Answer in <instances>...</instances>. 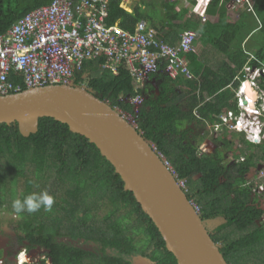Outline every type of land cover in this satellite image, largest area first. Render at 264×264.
Returning <instances> with one entry per match:
<instances>
[{
  "label": "trees",
  "instance_id": "trees-1",
  "mask_svg": "<svg viewBox=\"0 0 264 264\" xmlns=\"http://www.w3.org/2000/svg\"><path fill=\"white\" fill-rule=\"evenodd\" d=\"M52 1L0 0V34ZM250 1L251 10L234 5L240 9L233 21L227 16L229 0H201L202 8L192 12L197 0L188 5L182 0H136L130 12L122 0H107V24L132 31L144 19L169 44L184 31L195 33L193 49L180 54L192 78H171L160 64L139 90L144 100L136 123L184 181L186 195L199 208L206 227L207 221L221 220L208 231L227 264H264V209L255 191L264 184L258 170L264 163V139L253 143L225 126L212 137L207 129L220 122L221 113L237 110L236 89L244 65H264V0ZM206 14L215 15L216 21L202 20ZM205 46L223 59L205 64L199 56ZM102 62L84 61L74 71V84L132 113V105L123 100L134 92L132 77L123 65L113 74L101 68ZM10 79L22 85L19 77ZM260 86L264 90V75ZM207 136L215 145L203 151L199 145ZM236 136L239 145L234 144ZM42 190L55 197L51 212L41 209L17 216L12 211L18 195ZM1 236L8 239L6 250L0 249L1 264H14L8 257L34 247L46 249L41 264H135L137 257L149 264H177L114 167L93 143L52 117H40L36 131L27 136L20 133L17 121L0 123Z\"/></svg>",
  "mask_w": 264,
  "mask_h": 264
},
{
  "label": "built area",
  "instance_id": "built-area-1",
  "mask_svg": "<svg viewBox=\"0 0 264 264\" xmlns=\"http://www.w3.org/2000/svg\"><path fill=\"white\" fill-rule=\"evenodd\" d=\"M189 1L184 0V3ZM231 2L252 9L250 0ZM191 8L196 11L195 7ZM107 16V0H78L76 3L53 0L19 18L0 34V96L48 84L74 85V71L80 69L84 61L102 58V69L116 74L123 65L133 79V94L123 98L132 105L133 112L113 108L137 129V112L144 100L139 90L150 81V75L160 64L171 78H192L186 59L180 54L193 49L195 33L184 31L174 44H169L145 20L137 21L129 31L117 23L107 24ZM241 73L236 91L237 110L221 113L219 123L207 126L215 130L225 126L243 133L250 142L260 143L264 139V90L258 77L264 74V65L246 64ZM11 75L19 77L22 85L15 84ZM246 82L255 92L254 99L245 91ZM165 162L171 167L166 159ZM260 177L264 178V163ZM179 183L186 191L184 181L179 180ZM255 191L257 194L264 191V184H259ZM194 207L199 211L195 204ZM0 248L6 249V239L0 238ZM26 253L22 249L15 258H8L22 264L20 257ZM142 259L135 258V264L145 263ZM1 261L0 257V264Z\"/></svg>",
  "mask_w": 264,
  "mask_h": 264
},
{
  "label": "water",
  "instance_id": "water-1",
  "mask_svg": "<svg viewBox=\"0 0 264 264\" xmlns=\"http://www.w3.org/2000/svg\"><path fill=\"white\" fill-rule=\"evenodd\" d=\"M40 117L67 124L96 146L157 227L177 264H227L164 156L106 101L75 84L0 96V123L17 121L22 135L36 131ZM142 262L149 264L145 258Z\"/></svg>",
  "mask_w": 264,
  "mask_h": 264
},
{
  "label": "clouds",
  "instance_id": "clouds-1",
  "mask_svg": "<svg viewBox=\"0 0 264 264\" xmlns=\"http://www.w3.org/2000/svg\"><path fill=\"white\" fill-rule=\"evenodd\" d=\"M232 0H229V2L232 4L231 2ZM190 2V1H189ZM188 5V4H186ZM233 5V4H232ZM195 5H193L192 7H194ZM144 20V19H142ZM146 21V20H145ZM178 39V38H177ZM246 64H250L249 62H247ZM245 64V65H246ZM244 65V66H245ZM258 66H263V65H258ZM244 68V67H243ZM243 71V69H242ZM264 75V74H263ZM262 75H260L258 77L259 79V84H260V77ZM241 79L242 77H240V83H241ZM240 83H239V86H240ZM238 86V87H239ZM250 87V86H249ZM238 89V88H237ZM236 89V91H237ZM250 90L254 91L251 87H250ZM236 100V99H235ZM262 168V167H261ZM261 200V203L264 201V197L260 198ZM55 203V197L53 195H51L47 190H42V191H33V192H29L27 194H20L18 195L11 203V209L12 211L17 215V216H20L21 214L23 213H27V214H34V213H37L39 211H41V209H43L44 211L46 212H51L52 211V206L53 204ZM263 208V207H262ZM264 209V208H263ZM0 238H4L6 239L5 237H0ZM6 248H7V244H6ZM35 248V247H34ZM34 248H32L31 250H26L25 248H21L20 251L22 249H25L27 251L26 254H29L30 252L32 251H35ZM39 250L41 251H46L45 248H41V247H37ZM0 249H3V248H0ZM45 249V250H43ZM6 250V249H4ZM19 251V252H20ZM16 253V255L14 256H10V257H16L18 255V253ZM33 257V255H32ZM3 259V257H1ZM9 259V258H8ZM10 260V259H9ZM49 261V259H46ZM10 261H13V260H10ZM14 262V261H13ZM28 261H24L22 262V264H27ZM14 264H16V262H14Z\"/></svg>",
  "mask_w": 264,
  "mask_h": 264
},
{
  "label": "rangeland",
  "instance_id": "rangeland-1",
  "mask_svg": "<svg viewBox=\"0 0 264 264\" xmlns=\"http://www.w3.org/2000/svg\"><path fill=\"white\" fill-rule=\"evenodd\" d=\"M206 56L208 57V60L210 62H211V59L215 58V59H213V62H215V61L222 60L224 55H221L220 53H216V55H215V52H214V57H212V54L211 53L207 54ZM198 129L199 128L197 127L196 130H198ZM207 129H208V131H210V130L212 131V132L210 131L211 132L210 134H211L212 137H215L216 135H218L219 133H221L223 131V128L222 129L218 128L217 130H215L214 128H211V127H208V126H207ZM198 131H199V133H202L201 130H198ZM234 139H235V143L234 144L239 145V143H238L239 141L237 139V136ZM214 145L215 144L213 143V141L211 140V138L209 136H207L200 143L199 146H200V149H202L203 151H210V150H212L214 148ZM222 146H223L222 144H217L216 145V147L219 148V149H222ZM243 148L244 147H242V149ZM228 157H229V154H228ZM229 159H230L229 160L230 163L231 162H235V160H233L232 158H229ZM257 181H258V179L256 178V180H254V182H257ZM263 192L264 191H262L261 193H258L257 194L259 198H262L263 197ZM263 208H264V206H263ZM220 222H221L220 219H214V220H211V221H207V229L208 230L212 229L213 226H215L216 224H218ZM4 228H6V226H4ZM65 240H66L65 238H63V239L61 238V241H65ZM90 249H92V245H91ZM34 250L35 251H33L32 254H30V256H25V257L23 256L24 257V261H26V260L28 261L27 264H41V261L43 259H45V253H44V251L39 250L37 247H35ZM32 255H33V257H32ZM22 259L23 258L21 257L20 260H22ZM45 262L46 263H49L48 260H46Z\"/></svg>",
  "mask_w": 264,
  "mask_h": 264
},
{
  "label": "crops",
  "instance_id": "crops-1",
  "mask_svg": "<svg viewBox=\"0 0 264 264\" xmlns=\"http://www.w3.org/2000/svg\"><path fill=\"white\" fill-rule=\"evenodd\" d=\"M136 4V0H122V3L121 5L127 10V11H132V8L135 6ZM182 4L186 5L184 3V0H182ZM227 6V16H228V19L230 20H236L237 17H238V11L240 9V7H237L235 8L234 5H232L230 2H227L226 4ZM144 7V6H142ZM195 9L196 10H200L202 8L201 6V0H197V3L195 4ZM189 12H192L191 11V7H190V11ZM205 19H209L210 21H216L217 17L215 15H204ZM203 20V19H202ZM147 22V21H146ZM148 23V22H147ZM150 25V24H149ZM151 26V25H150ZM204 50L199 54L200 57H202V61L207 64V65H213V59H211V62L208 60V57L206 56L207 54L211 53L212 54V57H214V49L211 47V46H205L203 48ZM210 51V52H209ZM209 52V53H208Z\"/></svg>",
  "mask_w": 264,
  "mask_h": 264
},
{
  "label": "bare ground",
  "instance_id": "bare-ground-1",
  "mask_svg": "<svg viewBox=\"0 0 264 264\" xmlns=\"http://www.w3.org/2000/svg\"><path fill=\"white\" fill-rule=\"evenodd\" d=\"M245 85H246V89H245L246 93L249 94V95H251V96H254V94L252 93V90H250L249 83L246 82ZM249 98H250V97H249ZM251 98L254 99L255 96H254V97H251ZM32 252H33V251H32ZM32 252H31L30 254H32ZM30 254H29V255H27V254H22L21 257H22L23 259H22L21 261L24 260V257H25V256H30ZM23 256H24V257H23ZM21 257H20V258H21Z\"/></svg>",
  "mask_w": 264,
  "mask_h": 264
},
{
  "label": "flooded vegetation",
  "instance_id": "flooded-vegetation-1",
  "mask_svg": "<svg viewBox=\"0 0 264 264\" xmlns=\"http://www.w3.org/2000/svg\"><path fill=\"white\" fill-rule=\"evenodd\" d=\"M1 237H5V236H1ZM6 238V237H5ZM7 241H8V239L6 238V244H7Z\"/></svg>",
  "mask_w": 264,
  "mask_h": 264
}]
</instances>
